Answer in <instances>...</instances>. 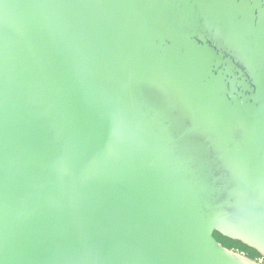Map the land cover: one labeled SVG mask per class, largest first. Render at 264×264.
<instances>
[{
    "label": "water",
    "instance_id": "water-1",
    "mask_svg": "<svg viewBox=\"0 0 264 264\" xmlns=\"http://www.w3.org/2000/svg\"><path fill=\"white\" fill-rule=\"evenodd\" d=\"M215 232L264 257V0H3L0 264H264Z\"/></svg>",
    "mask_w": 264,
    "mask_h": 264
},
{
    "label": "trees",
    "instance_id": "trees-1",
    "mask_svg": "<svg viewBox=\"0 0 264 264\" xmlns=\"http://www.w3.org/2000/svg\"><path fill=\"white\" fill-rule=\"evenodd\" d=\"M214 235L227 248L237 249L238 251L241 252L243 251L247 253V256H249L250 258H257V256H260V253L256 249L244 244L239 240L232 239L227 236H223L218 232H215Z\"/></svg>",
    "mask_w": 264,
    "mask_h": 264
},
{
    "label": "rangeland",
    "instance_id": "rangeland-1",
    "mask_svg": "<svg viewBox=\"0 0 264 264\" xmlns=\"http://www.w3.org/2000/svg\"><path fill=\"white\" fill-rule=\"evenodd\" d=\"M233 249V248H232ZM234 251H238L237 249H233ZM239 252H241V251H239ZM242 253L244 254V255H246L247 256V253H245V252H243L242 251ZM249 257V256H248ZM257 258H259L260 259V261H261V263H264V257H262L261 255L260 256H257ZM256 258V259H257Z\"/></svg>",
    "mask_w": 264,
    "mask_h": 264
},
{
    "label": "snow or ice",
    "instance_id": "snow-or-ice-1",
    "mask_svg": "<svg viewBox=\"0 0 264 264\" xmlns=\"http://www.w3.org/2000/svg\"><path fill=\"white\" fill-rule=\"evenodd\" d=\"M3 3V0H0V4H2Z\"/></svg>",
    "mask_w": 264,
    "mask_h": 264
},
{
    "label": "bare ground",
    "instance_id": "bare-ground-1",
    "mask_svg": "<svg viewBox=\"0 0 264 264\" xmlns=\"http://www.w3.org/2000/svg\"><path fill=\"white\" fill-rule=\"evenodd\" d=\"M235 252H238V251H235ZM241 254V253H240ZM263 254H264V252H263Z\"/></svg>",
    "mask_w": 264,
    "mask_h": 264
}]
</instances>
